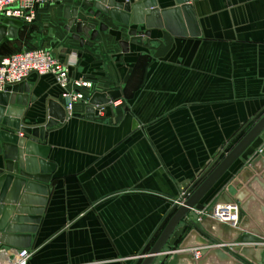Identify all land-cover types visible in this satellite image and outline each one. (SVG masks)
Returning a JSON list of instances; mask_svg holds the SVG:
<instances>
[{"label": "crops", "instance_id": "0c3cea01", "mask_svg": "<svg viewBox=\"0 0 264 264\" xmlns=\"http://www.w3.org/2000/svg\"><path fill=\"white\" fill-rule=\"evenodd\" d=\"M157 1L161 8L175 5V0ZM190 3L200 36L154 28L152 47L130 42L124 50L121 40L129 41L130 27L102 15L108 29L93 46L80 45L71 33L50 44L63 46L56 55L73 77L93 83L86 92L95 118L78 111L47 130L49 160L56 166L51 180L57 182L28 264H140V254L148 252L173 205L182 204L188 187L243 126L264 113V0ZM53 12L64 20L62 6ZM26 25L0 42V57L26 48ZM26 80L37 98L25 121L38 124L45 120L47 100L60 99L61 88L52 74L33 72ZM109 90H119L116 100L91 103L96 92ZM96 106H104L105 114L100 116ZM261 142L245 152V159ZM258 152L247 161L238 159L207 192L200 201L206 209ZM3 161L0 153V166ZM206 209L197 212L203 216ZM251 226L257 224L250 220ZM188 232L175 252L203 249L199 232L180 248ZM173 252L158 255L154 264H166Z\"/></svg>", "mask_w": 264, "mask_h": 264}, {"label": "water", "instance_id": "95a60500", "mask_svg": "<svg viewBox=\"0 0 264 264\" xmlns=\"http://www.w3.org/2000/svg\"><path fill=\"white\" fill-rule=\"evenodd\" d=\"M83 1L87 8L68 3L63 6L62 15L66 20L64 29L82 46H93L100 32L108 29L102 15L130 27L129 41L121 40L124 50L129 49L130 42L152 47L151 34L154 28L166 29L177 36L201 35L199 21L190 0H175V5L168 8L159 7L157 0ZM24 23L20 18H4L0 23V42L4 43L6 36L16 37L18 27ZM45 46L51 47L49 44ZM62 49L63 46L53 48V52L58 54ZM27 82L24 80L0 91V153L4 157L0 166V246L17 248L31 247L51 196L52 185L57 182L51 180L56 166L49 160L51 146L45 143L47 130L64 123L69 117L62 100L49 98L45 107V120L38 124L27 123L25 115L29 104L37 98L31 90L33 85ZM119 95V90L96 92L91 103L107 104ZM86 117L95 118L94 109L90 105L86 108ZM243 132V136L229 149L230 144ZM20 133L25 135L20 136ZM258 139L262 140L261 146H257L254 152L258 149L260 152L239 170L217 196L215 203L206 209L201 199L238 159L248 160L254 152L248 154L246 159L244 154ZM182 199V204H174L167 214L164 226L161 231L158 230L160 232L148 252L140 254L144 257L140 264H154L158 255L165 251L173 252V247L187 231L180 248L187 247L191 235L199 232L202 235V244H199V247L203 246L202 257L197 260L193 252L174 251L166 264H264V113L243 126L201 176L188 187ZM235 202L240 205V229L212 217L217 205ZM205 209L207 214L200 216L197 211ZM250 220L258 227L248 228ZM244 228L250 229L249 232L244 233ZM232 234L236 236L231 240ZM233 242L236 243L228 245Z\"/></svg>", "mask_w": 264, "mask_h": 264}, {"label": "built area", "instance_id": "2783aa9c", "mask_svg": "<svg viewBox=\"0 0 264 264\" xmlns=\"http://www.w3.org/2000/svg\"><path fill=\"white\" fill-rule=\"evenodd\" d=\"M68 3L83 5L87 8L83 0H0V23L4 18H20L24 22H31L43 18L59 6L63 7ZM33 72L52 74L55 77L61 88L60 100L63 101L69 116L78 111L84 112L90 105L86 89L91 88L93 83L83 78L73 77L69 65L53 52L52 46L25 48L0 57V91L26 80ZM96 110L100 116L105 114L104 106H96ZM239 207L238 202L219 204L215 207L212 217L219 222L238 227L240 224ZM201 251L195 250L193 253L195 259L202 257ZM31 255L32 251L29 248L0 246V264H28Z\"/></svg>", "mask_w": 264, "mask_h": 264}, {"label": "rangeland", "instance_id": "374dc122", "mask_svg": "<svg viewBox=\"0 0 264 264\" xmlns=\"http://www.w3.org/2000/svg\"><path fill=\"white\" fill-rule=\"evenodd\" d=\"M65 19L53 14H46L43 18L27 22L26 29L29 33V40L26 48L42 46L44 43L56 44L62 39H68L70 32L64 30ZM46 25V26H45Z\"/></svg>", "mask_w": 264, "mask_h": 264}, {"label": "trees", "instance_id": "16d2710c", "mask_svg": "<svg viewBox=\"0 0 264 264\" xmlns=\"http://www.w3.org/2000/svg\"><path fill=\"white\" fill-rule=\"evenodd\" d=\"M147 250H149L150 249V246H147V248H146Z\"/></svg>", "mask_w": 264, "mask_h": 264}, {"label": "bare ground", "instance_id": "6f19581e", "mask_svg": "<svg viewBox=\"0 0 264 264\" xmlns=\"http://www.w3.org/2000/svg\"><path fill=\"white\" fill-rule=\"evenodd\" d=\"M184 264H188L187 262L185 263V262H183Z\"/></svg>", "mask_w": 264, "mask_h": 264}]
</instances>
